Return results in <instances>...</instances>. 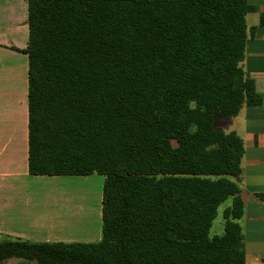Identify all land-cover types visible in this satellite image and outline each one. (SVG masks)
<instances>
[{
    "label": "trees",
    "instance_id": "16d2710c",
    "mask_svg": "<svg viewBox=\"0 0 264 264\" xmlns=\"http://www.w3.org/2000/svg\"><path fill=\"white\" fill-rule=\"evenodd\" d=\"M255 9L28 0V172L103 175L101 237L0 240V261L244 264L243 143L215 120L260 103L242 67ZM227 200L223 230L210 235Z\"/></svg>",
    "mask_w": 264,
    "mask_h": 264
},
{
    "label": "crops",
    "instance_id": "0c3cea01",
    "mask_svg": "<svg viewBox=\"0 0 264 264\" xmlns=\"http://www.w3.org/2000/svg\"><path fill=\"white\" fill-rule=\"evenodd\" d=\"M246 1L256 9L245 16L242 67L261 100L258 105L242 106L228 118L232 128L227 132H236L243 143L238 183L244 264H264V0ZM27 18L28 0H0V240L99 241L102 190L97 209L88 198L85 202L72 193L64 194L60 205L59 189L54 187L59 181L78 182L93 173L28 172V58L22 52L28 39ZM11 259L17 258L0 264Z\"/></svg>",
    "mask_w": 264,
    "mask_h": 264
},
{
    "label": "rangeland",
    "instance_id": "374dc122",
    "mask_svg": "<svg viewBox=\"0 0 264 264\" xmlns=\"http://www.w3.org/2000/svg\"><path fill=\"white\" fill-rule=\"evenodd\" d=\"M215 123L218 127L222 128L224 131H228L232 128V121L225 118H216ZM104 177L101 174L93 173L92 176L86 177V179H82L81 181H59L55 188L59 189V203L62 204L64 194H71L74 198H88L92 203L91 206H95L98 209V195L100 194V190H102ZM70 197V196H69ZM229 203V200L220 204L217 208L216 216L212 221L211 228L209 230L210 235L219 233L223 227V218L222 211L223 208ZM7 262V263H6ZM2 264H35L34 262H25L20 259H11L9 261H5Z\"/></svg>",
    "mask_w": 264,
    "mask_h": 264
}]
</instances>
